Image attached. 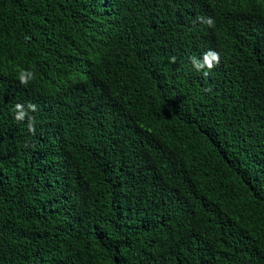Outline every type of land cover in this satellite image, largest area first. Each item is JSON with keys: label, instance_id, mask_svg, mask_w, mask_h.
<instances>
[{"label": "trees", "instance_id": "16d2710c", "mask_svg": "<svg viewBox=\"0 0 264 264\" xmlns=\"http://www.w3.org/2000/svg\"><path fill=\"white\" fill-rule=\"evenodd\" d=\"M0 264H264V0H0Z\"/></svg>", "mask_w": 264, "mask_h": 264}, {"label": "clouds", "instance_id": "9594fccd", "mask_svg": "<svg viewBox=\"0 0 264 264\" xmlns=\"http://www.w3.org/2000/svg\"><path fill=\"white\" fill-rule=\"evenodd\" d=\"M197 20L207 25L209 28L215 27V21L212 17H197ZM191 63L197 71H202L203 75L207 77L209 72L220 63V54L215 50L209 49L202 54V58H197L195 56L191 57ZM35 74L32 71H21L18 80L20 84L27 85L32 79H34ZM37 111V105L28 102L25 106L24 104L17 103L14 106L15 119L18 122L25 121L27 118V129L29 132H35V121L34 117L30 113Z\"/></svg>", "mask_w": 264, "mask_h": 264}]
</instances>
